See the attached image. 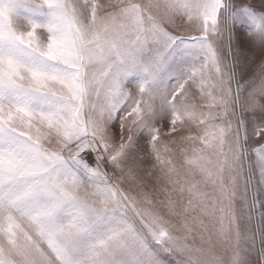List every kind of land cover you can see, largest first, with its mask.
I'll use <instances>...</instances> for the list:
<instances>
[{
  "label": "snow or ice",
  "instance_id": "snow-or-ice-1",
  "mask_svg": "<svg viewBox=\"0 0 264 264\" xmlns=\"http://www.w3.org/2000/svg\"><path fill=\"white\" fill-rule=\"evenodd\" d=\"M0 264H264V0H0Z\"/></svg>",
  "mask_w": 264,
  "mask_h": 264
}]
</instances>
